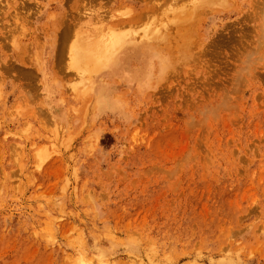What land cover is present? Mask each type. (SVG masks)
<instances>
[{"label": "rangeland", "instance_id": "1", "mask_svg": "<svg viewBox=\"0 0 264 264\" xmlns=\"http://www.w3.org/2000/svg\"><path fill=\"white\" fill-rule=\"evenodd\" d=\"M79 261L264 264V0H0V264Z\"/></svg>", "mask_w": 264, "mask_h": 264}, {"label": "bare ground", "instance_id": "2", "mask_svg": "<svg viewBox=\"0 0 264 264\" xmlns=\"http://www.w3.org/2000/svg\"><path fill=\"white\" fill-rule=\"evenodd\" d=\"M119 36H123V34H118ZM153 35V34H152ZM114 44L111 43V42H107L105 45H95L94 47L97 48L99 51H98V54H99V57L100 55H106L108 53V49L109 47L113 46ZM98 46V47H97ZM83 262L85 261H79V264H84Z\"/></svg>", "mask_w": 264, "mask_h": 264}]
</instances>
